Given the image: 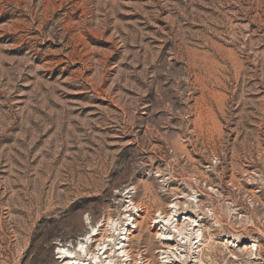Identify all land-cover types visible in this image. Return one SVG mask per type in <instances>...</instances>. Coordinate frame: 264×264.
I'll return each mask as SVG.
<instances>
[{"label":"rangeland","instance_id":"obj_1","mask_svg":"<svg viewBox=\"0 0 264 264\" xmlns=\"http://www.w3.org/2000/svg\"><path fill=\"white\" fill-rule=\"evenodd\" d=\"M176 198L204 264H264V0H0V264L94 250L128 199L161 264Z\"/></svg>","mask_w":264,"mask_h":264},{"label":"bare ground","instance_id":"obj_2","mask_svg":"<svg viewBox=\"0 0 264 264\" xmlns=\"http://www.w3.org/2000/svg\"><path fill=\"white\" fill-rule=\"evenodd\" d=\"M127 193H131V190L127 189L122 196ZM177 198L168 205L169 212L157 211L151 221L158 228V237L164 243V249L160 253L161 264H204L201 222L189 213L181 212V201ZM127 203L129 204L126 206L124 222L120 224L118 219L111 220L109 234L100 236L94 250L91 249V243L97 240L95 237L102 234V231L99 232L97 224L90 223L86 232L75 240V244L56 242L57 258H62L64 264H115L118 260L122 264H149L142 255L137 259L130 248L131 237L137 235L136 221L141 215L138 212L141 208L131 199ZM115 234L119 235L118 242L113 245ZM188 242L192 244L190 252L185 247ZM227 242H230L229 239ZM83 251L88 255V263L80 260Z\"/></svg>","mask_w":264,"mask_h":264}]
</instances>
